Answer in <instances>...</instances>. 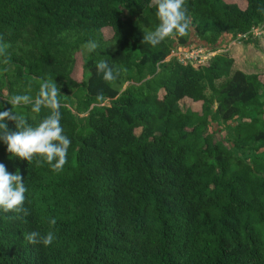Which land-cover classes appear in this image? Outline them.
Listing matches in <instances>:
<instances>
[{"label":"trees","instance_id":"obj_1","mask_svg":"<svg viewBox=\"0 0 264 264\" xmlns=\"http://www.w3.org/2000/svg\"><path fill=\"white\" fill-rule=\"evenodd\" d=\"M242 1L184 0L198 47L264 28V0ZM154 13L155 0H0V110L53 79L71 140L58 172L0 145L28 188L27 214L0 213V264H264V72L231 73L227 52L165 61L190 32L150 46ZM90 39L98 47L79 62ZM100 59L116 79L96 74ZM11 110L33 125L47 115ZM32 231L54 239L32 244Z\"/></svg>","mask_w":264,"mask_h":264},{"label":"clouds","instance_id":"obj_2","mask_svg":"<svg viewBox=\"0 0 264 264\" xmlns=\"http://www.w3.org/2000/svg\"><path fill=\"white\" fill-rule=\"evenodd\" d=\"M157 24L153 30H146L142 41L150 46H157L166 39L179 42L191 31L190 17L184 7V0H155V13ZM98 47V42L88 40L83 45L88 54H92ZM95 72L104 82L116 79L118 73L105 59L95 63ZM59 88L53 79H44L35 95L30 90L23 94H13L7 103L10 110H0V145L6 146L9 158L24 160L28 163L47 164L53 172L62 169L67 160L70 138L64 134L61 124V100ZM12 106L28 107L31 114H39L42 109L47 115L35 125L28 123L27 119L19 113L13 112ZM7 120L15 122V131H9ZM28 188L18 171L9 173L3 163H0V213H20L26 200ZM55 219L49 220L50 225ZM54 235L51 231L41 235L37 231L27 233V240L32 244L48 246L52 243Z\"/></svg>","mask_w":264,"mask_h":264},{"label":"rangeland","instance_id":"obj_3","mask_svg":"<svg viewBox=\"0 0 264 264\" xmlns=\"http://www.w3.org/2000/svg\"><path fill=\"white\" fill-rule=\"evenodd\" d=\"M225 2L228 3H235L238 4L241 8H244L245 3L242 0H224ZM127 13H124V16H126ZM103 36L105 39L109 38L111 36V31L110 30H103ZM227 40L224 41V39H221L220 41H223L221 49H217V53L219 52H227L228 53V48L231 47L232 51V56L234 59V64L232 66L231 73H233L236 70L241 69L244 73H261L264 72V33L262 35H253L251 34L250 37L247 36L244 40L249 42H243L241 40H234L235 43L234 45H229L232 41L230 40L229 37H225ZM241 39V38H238ZM200 41L194 36L193 31L191 29L189 33V41H188V46L186 48H181L176 46L174 44L175 48L179 51H185L186 49H190L193 47H198L200 45ZM229 46V47H228ZM82 53L85 54L86 51L83 50L82 52H79L77 54L79 58V62L81 61L82 58ZM230 57L231 55L228 54ZM246 58H249V61L246 62ZM82 71V70H81ZM81 71H78L76 75L79 77L81 74ZM225 82V79L218 80L216 81V86L220 87L223 85ZM6 91H2V95H5ZM187 102V101H186ZM182 109L188 108V104L181 102L180 103ZM193 110H199L198 105L193 104L192 105ZM208 131H217L221 136H226V131L222 125H219L217 123H212L208 127Z\"/></svg>","mask_w":264,"mask_h":264},{"label":"built area","instance_id":"obj_4","mask_svg":"<svg viewBox=\"0 0 264 264\" xmlns=\"http://www.w3.org/2000/svg\"><path fill=\"white\" fill-rule=\"evenodd\" d=\"M264 33V28L258 27L253 29L250 33L253 35H262ZM241 39H245L246 36L239 37ZM219 53V52H218ZM217 52L208 51L202 47H193L188 48L185 51H179L177 49H172L169 55L166 57L165 61H169L174 59L180 65H187L191 64L193 66H199L206 63L211 57H213Z\"/></svg>","mask_w":264,"mask_h":264},{"label":"crops","instance_id":"obj_5","mask_svg":"<svg viewBox=\"0 0 264 264\" xmlns=\"http://www.w3.org/2000/svg\"><path fill=\"white\" fill-rule=\"evenodd\" d=\"M234 43H235V41L233 40L229 45H234ZM229 47V46H228ZM228 54H230L231 55V58L233 59V56H232V51H231V47H229L228 48ZM233 61H234V59H233ZM249 61V58H246V62H248ZM235 63V62H234ZM233 63V64H234ZM239 71H242L241 69H239ZM243 72V71H242Z\"/></svg>","mask_w":264,"mask_h":264}]
</instances>
